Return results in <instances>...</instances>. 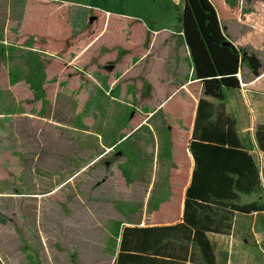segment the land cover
Wrapping results in <instances>:
<instances>
[{
  "label": "rangeland",
  "instance_id": "rangeland-1",
  "mask_svg": "<svg viewBox=\"0 0 264 264\" xmlns=\"http://www.w3.org/2000/svg\"><path fill=\"white\" fill-rule=\"evenodd\" d=\"M54 2L70 9L74 32L79 33L87 26L91 11L108 12L127 19L128 27L142 26L155 32L158 34L155 49H174L181 58L184 46L177 32L184 0ZM255 4L258 11L248 8L244 13L257 16L264 27V5ZM7 17L4 14L3 20ZM235 29L232 26L239 46L257 56L264 66V30H248L240 36ZM114 30L112 25L108 27L107 38L117 36L121 40V35L128 33L123 28L118 35L111 36ZM132 43L125 48L115 46L103 61L100 58L104 56V48L80 55L82 67L73 61L54 59L52 73L43 82L42 96L31 89L40 83L38 55L24 48L0 50L1 264H104L96 247L91 253L93 244L86 238L100 239L95 233L100 231L96 225L103 227L107 216H115L106 205L99 206L96 202L103 203L111 197L108 201L117 209L121 207L115 195L123 191V163L128 144L120 138L133 113L138 116L139 109L144 113L153 106L139 103L138 85L123 80L122 73L130 59L126 50L134 51L139 45L137 33ZM116 55L121 71L116 66L110 71L103 70V64H112L110 61ZM150 60L125 71L124 79L130 80L134 74L149 69ZM70 69L81 74L85 83L79 87L68 82L58 88L55 81L61 70L67 76L65 71ZM145 87L143 93H147ZM159 123L158 114L149 122L151 127H158ZM239 123L249 128L243 133V143L261 163L251 134L257 123H264V116L259 113L256 119H241ZM118 140L119 145L108 149ZM144 147L147 151L148 143ZM251 201L264 205V164L258 193L243 196L240 202ZM98 208L107 215L95 213ZM211 240L219 253L227 255L228 264H264V211L236 216L228 235L212 236Z\"/></svg>",
  "mask_w": 264,
  "mask_h": 264
},
{
  "label": "crops",
  "instance_id": "crops-1",
  "mask_svg": "<svg viewBox=\"0 0 264 264\" xmlns=\"http://www.w3.org/2000/svg\"><path fill=\"white\" fill-rule=\"evenodd\" d=\"M28 1L0 0V50H2V47H14L17 49L24 48L30 52L29 48L15 47L11 42L21 31ZM260 2L264 5L263 0H240V13L237 20L223 23L224 32L228 37L229 43L239 50L247 52L239 46L240 44L237 42L236 37H233L232 26L236 27V34L239 33L240 36L244 34V31L264 30V27L260 26V22L257 21V16L244 13L248 8L258 11L259 9L255 3L260 4ZM253 10H251V13ZM262 10L264 11V8ZM83 12H81V18L83 17ZM6 13L8 17L6 20H3ZM106 15L108 16V22L111 18L116 20L120 17L108 12ZM71 17L70 9H68L66 23L70 26L72 33L77 34L78 32H74L75 30L72 28V23L74 22L71 21ZM144 31V42L148 38L147 46L143 48L142 53L136 61H133L129 57V64L123 71L122 77L123 80L132 82V85H138L140 89L138 95L139 103L145 102L153 106L144 113L139 109V123L134 128L125 129L123 138L120 139L124 140L123 143L128 144L123 163V191L121 194L115 195L120 200L121 207L119 209L115 208V205L112 204L113 202L108 201L112 199L111 197L107 198L103 203L96 202L99 206L106 205L107 209L112 210V214L115 217L107 216L108 218L102 224L104 225L103 227L96 225L95 228H99L100 231L95 233L99 234L97 237H100V239L87 236L86 239L92 241L93 244L90 248L91 253H94L93 248L96 247L97 255L104 264H228L229 259L227 255L217 251L211 237L228 235L233 229V219L236 216H248L260 212L244 215L231 211L229 208L207 202L201 203L206 207L202 211L200 208L191 205L189 212H193L196 219L209 217V215L230 217L231 228L226 234L204 232L207 243L202 242V246L193 240L194 229L184 221L185 188L182 189L179 197L178 211L175 214H172L171 211L159 213L160 207L168 203L170 199L167 187L170 173L172 171H179L173 162L174 152L170 148L169 132L164 126L160 110L173 102L176 104H191V125L187 132V140L191 139L195 116L197 117L195 135L200 139L202 133L210 134L211 129L205 131V125L213 122L217 114H220L223 120L218 129L220 135L226 138L229 136L232 145L241 147L242 150L246 151L253 158L255 166L258 169V180L260 181V170L264 164V151L259 147L256 129L259 125L264 126V123H257L251 134L254 147L262 158V162L259 163L254 158L253 153L245 147L242 140L243 133L247 132L249 128L241 126L239 121L241 119H256L259 113L261 117L264 116V66L261 60L255 56L260 63V69L257 75H253L245 64H241L237 73L239 88L236 90H223L224 100L221 105L213 99L202 96L201 90L198 91L195 98L185 92L187 86L196 81L193 77L192 64L180 29L177 33L182 38V45L184 46L181 58H178V53L174 49L166 47L155 49L154 46L158 34L156 35L155 32L152 33L145 29ZM103 36L100 35V38L82 55L90 51L92 52L98 47L106 49L103 47ZM113 50L106 49L104 56L100 60H105L107 55L112 53ZM247 53L251 54L250 52ZM149 58L151 59L149 62L150 68L154 67L153 69L146 68V70H141L138 74H134L130 80L124 79L127 74H125V71L133 70L134 66L140 65ZM118 59V55H116L115 59L110 61L112 64L105 65L104 63L103 70L110 71L116 66L121 71ZM80 61L78 57L73 63L76 66L82 67L79 64ZM142 82L147 87V93L142 92L144 86ZM240 82L242 86H240ZM154 88H157L156 93L153 92ZM151 89L152 91H150ZM175 98L178 99L174 101ZM156 114L160 117L159 126L151 127L149 122ZM134 116H137V114L133 113L128 120ZM229 124H231L232 128L229 127ZM120 140L114 142L108 149L112 150V147L119 145L120 143H117ZM146 143H148L149 147L147 151L146 147H144ZM225 147H228V144ZM185 155L188 164L186 173V185L188 186L194 169V160L188 150ZM258 190L257 187L255 192L252 191L249 194L238 193V202L236 204L243 205L257 202L241 203L240 201L243 196L257 194ZM109 210H107L108 215H110ZM101 211L102 209L98 208L95 213H99L98 215L106 213ZM75 254L77 256L80 254L78 249L77 252L75 251ZM128 259H131V261L126 262Z\"/></svg>",
  "mask_w": 264,
  "mask_h": 264
},
{
  "label": "trees",
  "instance_id": "trees-1",
  "mask_svg": "<svg viewBox=\"0 0 264 264\" xmlns=\"http://www.w3.org/2000/svg\"><path fill=\"white\" fill-rule=\"evenodd\" d=\"M66 13L67 9L54 1L29 0L21 31L11 41L13 46L27 47L30 52L38 55L40 83L30 87L32 92L39 91L41 96L44 79L52 73V62L56 59L74 62L100 38V35H104L103 47L115 49V46L124 48L129 44L132 46L137 33L139 45L134 51L126 50L133 61L139 58L143 48L147 46L148 38L144 42L145 31L142 26L128 27L127 19L120 17L116 20L111 18L108 22L106 13L96 10L88 14L87 26L73 35L66 23ZM239 13L240 0H184L178 23L196 81L187 86L185 92L189 96L196 98L198 91L201 90L202 96L221 105L224 100L223 90L239 88L237 73L241 64H245L253 75L258 74L260 69L258 59L253 54L231 45L224 32L223 23L236 21ZM110 25L115 28L111 36L118 35V31L123 28L128 33L121 35V40H117V36L107 38L109 35L107 29ZM65 72L67 76L61 70L60 76L56 78L55 84L58 88L68 82L71 85L77 83L79 87L85 83L84 77L78 72L71 69ZM67 78L69 79L66 82ZM176 99L178 98L174 101ZM160 112L164 126L169 132V144L174 152L173 162L179 171L170 173L167 185L170 199L160 207L159 213L171 211L175 214L178 211L182 189L185 188L184 221L194 229L193 240L202 246V242L207 243L204 232L226 234L231 228L230 217L209 215L196 219L195 214L189 212L191 205L204 211L206 207L201 204L202 202L214 203L244 215L264 210V205L257 202L236 204L238 193L249 194L255 192L257 187L260 188L259 174L253 158L241 147L232 145L229 136L226 138L220 135L219 125L223 123L220 114H217L213 122L205 125L204 130L211 129L210 134L202 133L200 139L195 135L197 129L195 116L192 136L187 140V132L191 125V104L173 102L161 108ZM139 121L138 116L131 117L127 122V128H134ZM229 127L232 128L231 124ZM122 138L123 136L120 139ZM256 138L260 149L264 151L263 125L257 127ZM227 144L228 147H225ZM187 150L194 160V169L188 186L186 185L188 164L185 155ZM128 261L131 259L126 262Z\"/></svg>",
  "mask_w": 264,
  "mask_h": 264
},
{
  "label": "built area",
  "instance_id": "built-area-1",
  "mask_svg": "<svg viewBox=\"0 0 264 264\" xmlns=\"http://www.w3.org/2000/svg\"><path fill=\"white\" fill-rule=\"evenodd\" d=\"M237 78H239L238 76H237ZM240 86H242V83L240 82Z\"/></svg>",
  "mask_w": 264,
  "mask_h": 264
}]
</instances>
